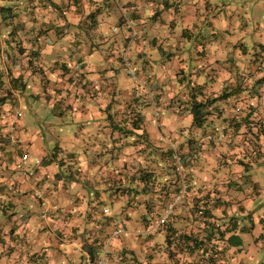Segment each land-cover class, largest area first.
<instances>
[{"label": "crops", "instance_id": "0c3cea01", "mask_svg": "<svg viewBox=\"0 0 264 264\" xmlns=\"http://www.w3.org/2000/svg\"><path fill=\"white\" fill-rule=\"evenodd\" d=\"M230 1L0 0V264H264V23Z\"/></svg>", "mask_w": 264, "mask_h": 264}, {"label": "rangeland", "instance_id": "374dc122", "mask_svg": "<svg viewBox=\"0 0 264 264\" xmlns=\"http://www.w3.org/2000/svg\"><path fill=\"white\" fill-rule=\"evenodd\" d=\"M226 1V0H223ZM233 2L231 8L228 10H225L220 7V9L217 11V13L220 11L226 12L228 14L233 15V19L237 18L238 20L242 22H247V26L250 27L251 31L255 29V24L257 23H264V0H233L230 1ZM249 18L248 20L246 19ZM236 19V20H237ZM5 105V103H3ZM21 111L24 114L23 119H25L30 126L35 129L39 126L40 129H43L44 136L48 139L51 138V135L49 132L46 131V126L43 124L44 121H46L47 118L40 119L38 117V114H32L31 110L29 109V106L26 104L23 105ZM42 115H47L45 110L43 109L40 112ZM48 143H51V141L48 140ZM52 144V143H51ZM51 146V145H50Z\"/></svg>", "mask_w": 264, "mask_h": 264}, {"label": "built area", "instance_id": "2783aa9c", "mask_svg": "<svg viewBox=\"0 0 264 264\" xmlns=\"http://www.w3.org/2000/svg\"><path fill=\"white\" fill-rule=\"evenodd\" d=\"M127 70H128L129 73H132L129 67H127ZM16 115H18V113ZM198 144H200V143H198ZM62 154H63L62 151L58 152L59 156H61ZM27 157H28L27 153H24L22 155L23 159H26ZM173 158H174V160H176V163H177L176 167H177V170L179 171L180 170L179 157H178V155L175 154ZM34 162H35V164H40L41 160L39 158H35ZM186 191H187L186 185L184 183H182L181 186L179 187V190L173 196L172 200L170 202H168L165 205V207L163 208L161 217L158 219V221L153 225V227L146 228L147 232L151 231V229H153V228L157 227L159 224L163 223L170 216V214L174 210L175 206L177 204H179L182 201V199L185 197ZM35 195L36 196H40L41 195V191L38 190L35 193ZM121 232H122V228L121 227L115 228L113 230L112 234H111V238L117 237ZM107 245L105 247H103L102 251L100 252V254L98 256L93 257V256H90V255H87L84 258L83 263L84 264H106L107 253H108Z\"/></svg>", "mask_w": 264, "mask_h": 264}, {"label": "trees", "instance_id": "16d2710c", "mask_svg": "<svg viewBox=\"0 0 264 264\" xmlns=\"http://www.w3.org/2000/svg\"><path fill=\"white\" fill-rule=\"evenodd\" d=\"M129 74H131V73H129ZM10 82H11L12 88H16L18 90H21V89L24 88V87H22V83L21 82L19 83V77H15V78L11 79ZM2 99L0 98V101ZM208 105H209V101H205V102L194 101L193 102L192 108H191V112H192V115H193V123L194 124H196V125H200L201 124V122L203 121V119L205 118V116L209 112L208 109H207ZM202 205H203V207H200L197 210V214H198L199 217H205V216H207V212H209V210H208L209 208L207 206H205V202H203ZM171 215H172V213L170 214V216L168 218H170ZM168 218L163 223L159 224L157 227L151 229V231H149L148 234L149 233L152 234L153 232L157 231L159 228H164L165 225L168 224V220H169ZM158 219L156 220V222L158 221ZM154 224L150 223V224L146 225L147 226L146 228L153 227ZM79 264H83V263H79Z\"/></svg>", "mask_w": 264, "mask_h": 264}]
</instances>
